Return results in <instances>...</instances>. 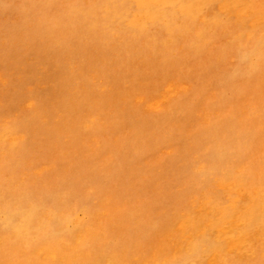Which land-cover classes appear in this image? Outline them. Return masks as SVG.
Returning <instances> with one entry per match:
<instances>
[{"label": "bare ground", "instance_id": "1", "mask_svg": "<svg viewBox=\"0 0 264 264\" xmlns=\"http://www.w3.org/2000/svg\"><path fill=\"white\" fill-rule=\"evenodd\" d=\"M208 8L207 0H0V212L7 227L38 217L54 221L65 213L56 210L55 195H66L57 199L64 206L90 202L80 188L100 184L104 173L127 185L148 141H165L182 126L178 114L187 121L227 80L216 52L228 48L209 51L210 28L197 34L210 27ZM221 120L210 127L228 135L230 125ZM58 154L65 171L51 173ZM99 158L97 174L91 169Z\"/></svg>", "mask_w": 264, "mask_h": 264}, {"label": "rangeland", "instance_id": "2", "mask_svg": "<svg viewBox=\"0 0 264 264\" xmlns=\"http://www.w3.org/2000/svg\"><path fill=\"white\" fill-rule=\"evenodd\" d=\"M207 1L211 24L203 25L197 34L210 28L209 51L228 48L227 53L216 52V59L218 70L227 69L224 77L229 84L223 80L215 92H208L192 108L191 119L183 121L178 114L176 120L182 126L165 141H148L127 185L104 173L100 184L80 188L88 193L90 202H79L80 206L72 201L64 206L61 202L66 195H55L56 210L65 213L51 222L38 217L40 220L17 221L7 227L6 215L0 212V264H264V0ZM189 39L194 43L196 38ZM238 86L244 91L238 92ZM220 119L230 125L228 135L226 130H212ZM102 160L91 170L99 174ZM82 163L74 167L80 169ZM51 167V173L65 171L59 154ZM85 179V175L79 176L80 181Z\"/></svg>", "mask_w": 264, "mask_h": 264}]
</instances>
